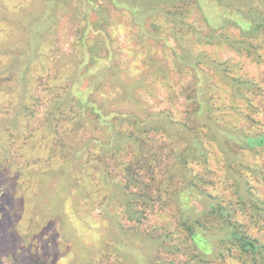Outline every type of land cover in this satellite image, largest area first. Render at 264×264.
Segmentation results:
<instances>
[{"label":"rangeland","instance_id":"374dc122","mask_svg":"<svg viewBox=\"0 0 264 264\" xmlns=\"http://www.w3.org/2000/svg\"><path fill=\"white\" fill-rule=\"evenodd\" d=\"M118 1L0 0V264H251L199 260L179 201L264 244V148L239 140L264 133V0ZM75 87L177 127L114 139L103 114L55 110Z\"/></svg>","mask_w":264,"mask_h":264},{"label":"trees","instance_id":"16d2710c","mask_svg":"<svg viewBox=\"0 0 264 264\" xmlns=\"http://www.w3.org/2000/svg\"><path fill=\"white\" fill-rule=\"evenodd\" d=\"M120 1L114 0V3L117 5ZM132 9V8H130ZM133 10V9H132ZM259 28H264V22H259L257 24ZM256 26V27H257ZM254 27V29H256ZM88 51L90 53V59H93L90 61V65L95 62V49L94 47L90 46L88 48ZM97 63V62H95ZM89 65V64H88ZM89 65V66H90ZM88 66V67H89ZM89 69V68H88ZM119 81V80H118ZM116 82L112 85H115L119 87V92L121 93V84H123L122 80L121 82ZM73 86V84H72ZM113 87V86H111ZM76 87L73 90V88L70 89V93H67L65 96V101H56L53 106H55V110L60 107V105L63 103L69 108H75L78 107L80 112H84L85 115H92L93 118L102 116V114L106 117H109L108 123L111 124L109 127L110 129H113V137L114 139H120V137L124 138V140H146L144 137L140 135V132H142L143 127H147L150 124L153 123L152 126H150L151 129H157L159 125L161 124V128L164 129V132L173 129V127L169 124H166L165 121L160 122L159 118L157 119V116L164 115L165 119L168 117L167 114H165V111H158L154 114H151V119H141L136 115H128L126 112H123L121 109H119V102L122 101L120 94L118 96H111L110 98L105 99V107L108 108L105 112L103 109L105 108L102 106L101 100L91 95H86L87 93L91 92V89H87L84 92L77 91ZM74 92L76 94H74ZM105 108V109H106ZM202 106L199 108V111H201ZM108 111V112H107ZM198 112V108L196 109ZM83 115V114H80ZM123 118H129L131 120L130 123H128L131 128H127L125 131L122 129H114L116 124L120 123V120ZM96 119V118H95ZM150 119V120H149ZM149 120V121H148ZM172 123L175 124L176 121H172L169 119ZM160 123V124H159ZM122 125V124H119ZM143 131H147L146 128H143ZM167 134V133H166ZM168 135V134H167ZM239 140H243L240 144L245 147L250 148H264V133L256 134L252 136H245L243 138H239ZM194 144V142L192 143ZM196 143L193 145L195 146ZM200 145V144H199ZM189 148L185 147L183 148L182 152L175 155L178 156V158L184 154L185 152H188ZM143 154V153H142ZM144 157V154H143ZM184 158L181 157L180 159ZM138 161V158H136ZM142 159V158H141ZM145 161L144 159H142ZM128 167H130L128 165ZM180 193V192H179ZM182 193V192H181ZM180 193V194H181ZM245 194L246 198H249V202L254 204V208L262 209L263 206L259 203L258 200L252 198L249 194L243 192ZM210 200V197H209ZM179 205L181 208V219H180V225L182 226L184 232L186 233L187 237L191 240L194 247L197 249V258L200 260L202 256H206V254L209 253H215L219 252L220 250L227 249V248H237L238 251L246 257L251 264H257V261H261V264H264V244L259 242L256 238H253L244 230H242L240 227H238L235 224H231L227 227H224L223 229L215 232L210 231L207 229V227L203 226L198 218H194V211L192 207L185 206L184 202L181 200L179 201ZM208 209L211 213L214 212L216 214H219L220 216H225L226 212L214 201L210 200L208 202Z\"/></svg>","mask_w":264,"mask_h":264}]
</instances>
